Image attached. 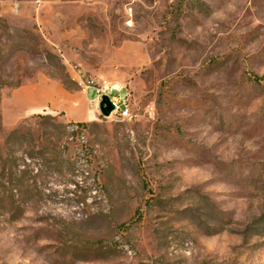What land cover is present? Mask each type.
I'll return each instance as SVG.
<instances>
[{
    "label": "rangeland",
    "instance_id": "rangeland-1",
    "mask_svg": "<svg viewBox=\"0 0 264 264\" xmlns=\"http://www.w3.org/2000/svg\"><path fill=\"white\" fill-rule=\"evenodd\" d=\"M253 75L264 0H0V264H264Z\"/></svg>",
    "mask_w": 264,
    "mask_h": 264
},
{
    "label": "built area",
    "instance_id": "built-area-1",
    "mask_svg": "<svg viewBox=\"0 0 264 264\" xmlns=\"http://www.w3.org/2000/svg\"><path fill=\"white\" fill-rule=\"evenodd\" d=\"M99 94V101H101L103 95H109L111 101L115 105V110L111 116L104 118H116L126 120L131 118L129 105L127 102V94H123L125 88L117 83L104 82L101 86H96Z\"/></svg>",
    "mask_w": 264,
    "mask_h": 264
},
{
    "label": "water",
    "instance_id": "water-1",
    "mask_svg": "<svg viewBox=\"0 0 264 264\" xmlns=\"http://www.w3.org/2000/svg\"><path fill=\"white\" fill-rule=\"evenodd\" d=\"M99 109L101 111V114L105 117L111 116L112 112L115 110V105L111 101V98L109 95H103L102 99L99 103Z\"/></svg>",
    "mask_w": 264,
    "mask_h": 264
},
{
    "label": "crops",
    "instance_id": "crops-1",
    "mask_svg": "<svg viewBox=\"0 0 264 264\" xmlns=\"http://www.w3.org/2000/svg\"><path fill=\"white\" fill-rule=\"evenodd\" d=\"M90 90H95L96 91V97L89 98V91ZM60 96H62L64 98H69V95L67 93H61ZM89 103H95V105H99V103H100V101H99V94H98V90H97V87L96 86H89L86 89V98H85V101H84V105H85L84 108L85 109L88 107ZM67 110L70 111L71 109L67 107ZM38 111L40 112L42 110H38Z\"/></svg>",
    "mask_w": 264,
    "mask_h": 264
},
{
    "label": "trees",
    "instance_id": "trees-1",
    "mask_svg": "<svg viewBox=\"0 0 264 264\" xmlns=\"http://www.w3.org/2000/svg\"><path fill=\"white\" fill-rule=\"evenodd\" d=\"M252 79L257 83H261L264 81V76L253 75Z\"/></svg>",
    "mask_w": 264,
    "mask_h": 264
}]
</instances>
